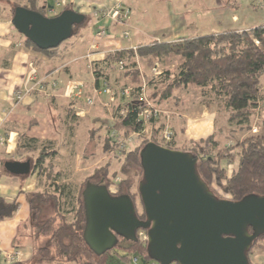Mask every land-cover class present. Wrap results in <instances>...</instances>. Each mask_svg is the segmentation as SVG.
Wrapping results in <instances>:
<instances>
[{
  "label": "trees",
  "instance_id": "trees-1",
  "mask_svg": "<svg viewBox=\"0 0 264 264\" xmlns=\"http://www.w3.org/2000/svg\"><path fill=\"white\" fill-rule=\"evenodd\" d=\"M8 1L9 3L3 6L9 9L11 17H13L16 7H24L44 16L48 8L46 3L43 7L37 6L38 0H26L24 4ZM57 2L59 3L58 7L56 6ZM59 7H63V4L61 0H56L51 10L54 11ZM66 10H71L68 4L62 8L59 14ZM129 14L130 11L126 18ZM83 16V21L79 25L73 26L70 38L78 35L87 23L88 16ZM25 45L37 52H49V50H38L27 39H25ZM171 59L177 61L174 69L169 68L168 62ZM139 61L146 70H150L154 74L150 77L146 74L144 85L140 84ZM163 63L166 65L162 68L160 75L157 69ZM90 68L94 78V87L102 92L101 94H106V90H109L114 97L112 104H115L112 109L114 119L112 124L106 128L103 125L94 127L93 130L89 128L86 134L87 146L92 147L93 143V146L100 147L101 152L108 157L107 165L115 158L117 161L122 160L120 171L121 175L125 177L114 185L112 179L113 176L118 175L116 172L109 176L107 167L105 169L95 168L93 174L82 181L75 196L69 190L71 185L62 183L61 174L56 171L54 160L58 156L60 148L73 143V130L77 127H75L77 117L72 107L73 102L66 106L62 127L59 125L60 128H57L58 131L64 130L62 134H59L58 143L51 140L32 139L25 135L20 136L17 142L18 149L28 152L30 158L26 162H30L32 172H38L39 175L44 176L49 185L44 192L32 194L28 198L32 215L34 214L35 217L34 226L37 235L47 239V245L37 249V264L50 259H59L75 264H110L113 250L96 256L84 242L85 216L82 192L86 184L91 183L105 185L111 195L131 197V188L134 182L130 174L136 170L140 178L142 175L139 155L141 149L149 142L175 149L172 145L174 133L171 129L167 130L166 128L165 131L170 133V138L166 136V133L162 138H159L165 125L162 123L157 126L155 123L160 122L159 116L151 117L152 112L158 110L157 108L167 96L174 97L186 89L198 88L202 92L208 89L207 93L216 98L220 104L218 116L222 118L223 125L226 126L225 130H216L207 138L189 141L180 148L181 151L198 157L197 172L200 178L208 186L215 184L220 187L223 194L231 201H239L248 195H264V137L250 133L257 118L260 117L258 125L264 126V26L249 30H226L218 34L181 38L174 41L156 40L142 43L134 48L109 51L101 60L91 63ZM117 71L121 72L124 82L120 89L110 86L111 76ZM43 85L42 90L44 89ZM128 88L130 90L126 91ZM56 89V83L50 85L51 91ZM44 91L46 90L44 89ZM165 94H167L166 97ZM205 95L207 96V94ZM46 96L51 98L49 93H46ZM89 99L91 100V98ZM144 110L151 113L150 121L147 122L153 128L152 136L141 140V143L130 151L121 149L120 143L126 139L125 136L135 133L141 137L146 126L145 117L141 115ZM102 130L105 131L103 135L100 133ZM226 130L232 135L235 132L238 133L240 138L229 136L230 141L222 145L217 136L224 135L226 138ZM85 151L88 153L87 147ZM91 152L92 148L90 154L88 153L92 158ZM235 158H237V167L233 168L228 175L227 166H230ZM100 170H103V175L97 180L96 173ZM132 200L134 199L132 198ZM50 204L53 205L54 216L44 221H38L44 208ZM15 208L14 204L5 205L0 202V218L10 217ZM68 214H71L69 220ZM56 218L60 219L57 226L54 225ZM249 232L251 233L250 229ZM258 242H263L260 251L263 253L264 262V234L255 240L248 252V257ZM115 249L122 250L129 256L136 255L147 259L146 242L139 238L136 243L120 239ZM121 260L126 262L127 257H121Z\"/></svg>",
  "mask_w": 264,
  "mask_h": 264
},
{
  "label": "crops",
  "instance_id": "crops-1",
  "mask_svg": "<svg viewBox=\"0 0 264 264\" xmlns=\"http://www.w3.org/2000/svg\"><path fill=\"white\" fill-rule=\"evenodd\" d=\"M48 1H37V6L39 7H43L46 3L48 8L45 11V17L50 18L59 14L66 4L69 5L72 11L88 16L87 23L78 35L72 37L74 40L68 45L67 50L75 51V44L79 40L82 32L87 35L85 38H87L90 47H86L84 54L75 52V54L71 55L72 59L66 62L60 59L61 56L58 51L56 53L55 51L48 53L34 51L25 45V38L11 25L10 21L12 17L10 16L9 9L0 4V202L5 205L14 204L16 206L10 217L0 218V253L5 251L19 252L18 260L15 263L6 262L0 255V264H37V249L47 245V239L37 235L34 226L35 217L34 214L32 215V210L28 203L30 195L42 193L48 189L49 185L47 180L44 176L39 175L38 172H32V168L28 175L20 176L9 173L4 167L7 162H26L30 158L26 150L18 149L17 147L20 136L25 135L32 139L51 140L58 143L60 140L59 134L64 132L63 129L59 131L58 129L60 128L59 125L64 122V114H66L65 108L73 102L72 107L77 117V123L75 124V127H77L73 130V143L69 147L65 146L60 148L58 156L54 161L56 162L58 160L57 162H59L61 157L65 158L66 150L68 156L65 160L68 164H71L69 171H80L81 168H77V160L80 157L87 165H91L90 163L92 162L89 159L92 158L89 157V152L92 147L90 145L87 146V135H85L84 140L86 142L83 143L82 147L74 141L76 139L75 131L79 129L81 124H86V134L89 130V126H87L89 124L90 129L92 128V123H98L100 126L102 125L100 122L107 124L106 119L103 121H98V119L92 120L91 106L93 102L102 104L105 100V94H101L102 92L97 90L93 85L94 78L90 70L91 63L96 61V59L101 60L109 51L134 48L139 44L156 40L174 41L181 38H193L188 36L189 34L186 31L184 33L177 32V27L174 29L175 32H168L160 36H154L151 31L146 32L145 29L141 30L138 28H133V33H130V35L126 33L128 39H124L126 38L124 36H116L120 31H128L131 16L129 14L126 19L123 18L124 16H120L123 20L119 18L121 21L118 22L116 17L111 16L115 4L119 2L122 5L121 11H130L134 0H61L63 7H59V10H56V8L54 11L51 9L56 0H51L53 1L51 4ZM151 1L155 5H165V7L167 5L169 8L168 11L170 12L168 16H170V20H173V22L183 19L186 24L189 23L188 21L190 19H188L187 13L184 17H181L179 13L172 12V8L169 6V0ZM194 1L197 5H200L197 6L198 8L193 7ZM214 1L217 11L223 16V19L221 20V17L218 21L224 22L226 20L227 22L226 30H249L258 26H264V8L261 11L262 13H259L258 7L255 8L253 4L257 0H231V6H227L226 10L220 0ZM200 2L201 0H183L182 3H184V7L192 4L191 8H194L195 12H200V7L202 6ZM261 2L264 6V0H261ZM246 7H251L250 11ZM160 14H162L161 11ZM161 21L162 19L159 16L157 24H160ZM122 24L123 26H121ZM122 27H125V29L120 30ZM184 28L186 29L187 27L184 26ZM99 36H103V38H99ZM122 40H129V43L123 45ZM76 63H81L82 68L88 70V78L87 76L85 79L76 78L80 73L77 65H75ZM138 68L141 73L140 84L144 85L146 82V74L151 73L145 69L140 61ZM39 83H42V85L44 83L43 87L46 91L44 89L42 91L38 89L37 85ZM53 83H56L57 89L51 91L50 85ZM18 91L25 93L21 101H17L15 98ZM185 91L183 90L182 92ZM46 93H49L51 98L46 96ZM177 95L175 97H178ZM75 97L79 98L76 99ZM85 97L88 99L91 98L92 104H88L87 99H84ZM170 99L172 98L170 97ZM170 103H172L169 104L170 109L168 107L161 108L162 106L160 105L159 107L165 112V116L170 117L167 122L169 123L171 131L174 133L173 148L180 150V147L189 141L205 139L213 134L215 114H209L205 111L207 109H205L201 110L202 113L198 114L197 117L201 116L196 118L193 113H195L197 108L187 113L186 110L190 106L186 107V110H183L181 107H178L181 103L175 101H171ZM105 106L107 107V103H105ZM178 114L181 115L180 119H177ZM174 115L176 116L174 117ZM109 118L112 121L110 114ZM178 122L183 123V127L179 126L180 128L177 129ZM155 124L159 126L158 122ZM159 124H162L161 121ZM186 132L188 133L187 139H184V133ZM86 147L89 154L85 153ZM55 165L56 171L60 172L62 177V174L67 171L61 169L62 167L58 163H55ZM74 166H76V170ZM87 168L88 166L84 170ZM90 171L88 176L92 174V168H90ZM62 183H64V180H62ZM53 211V205H48L44 208V212L40 215L38 221H44L54 216ZM69 219H71V214H68ZM59 221L60 219L56 218L54 225H59ZM121 257H127V261L124 262L121 260ZM141 259L142 257L140 256H129L126 252L115 249L112 251L109 263L142 264ZM147 263L151 264L149 261ZM38 264L75 263H67L59 259H50Z\"/></svg>",
  "mask_w": 264,
  "mask_h": 264
},
{
  "label": "water",
  "instance_id": "water-1",
  "mask_svg": "<svg viewBox=\"0 0 264 264\" xmlns=\"http://www.w3.org/2000/svg\"><path fill=\"white\" fill-rule=\"evenodd\" d=\"M83 19L72 10L48 18L16 7L10 23L38 50L48 51L68 40ZM139 155L144 219L128 195H111L105 185L91 183L82 192L83 239L96 256L114 250L120 239L136 243L141 230L147 236L142 264H250L248 252L264 234V195L217 198L197 172L198 157L189 152L149 142ZM4 167L13 175L31 171L30 162Z\"/></svg>",
  "mask_w": 264,
  "mask_h": 264
},
{
  "label": "rangeland",
  "instance_id": "rangeland-1",
  "mask_svg": "<svg viewBox=\"0 0 264 264\" xmlns=\"http://www.w3.org/2000/svg\"><path fill=\"white\" fill-rule=\"evenodd\" d=\"M11 1L18 3V4L26 3V0H11ZM169 1H170L169 6H170V8H172L171 9L172 12H175L177 14L179 13L181 17H184L185 14L187 13V17H188V19H190V21H188V22L190 24L189 23L186 24L183 19H180V20H177L174 22H173V20H170V16H168V15H170V12L168 11L169 8L167 7V5H166V7H165V5H158V4L155 5L151 0H134V3L130 9V11H131V13H130L131 22H130L129 29H128V31H122V32L120 31V33L117 34L116 36L122 37V36H124V33H128V35H130V33H133V28H135V29L138 28L141 30L145 29L146 32L151 31L154 36H156V35L160 36V35H164L168 32H171V33L175 32L174 29L177 27V32L184 33L186 31L189 34L188 36H190V37L209 35V34H217L219 32L226 30V25H227L226 20H224V22L218 21V20H220L221 17H222L221 18V20H222L223 16L220 14V12L217 11L216 4H214L215 3L214 0H201L200 3L202 4V6L200 7V10H201L200 12H195L194 8H191L192 4H188V5H186V7H184L183 6L184 3H182L183 0H169ZM230 1L231 0H226V1L220 0V2L223 3L222 6L225 7V10H226L227 6H231ZM0 3L2 5H4V4L6 5L7 3H9V1L7 2V0H0ZM48 3L51 4V3H53V1L49 0ZM253 4H254L255 8L258 7L257 9H258L259 13H262L261 11H263L262 9L264 8V6H263V3L261 2V0H257ZM116 6H122V5L119 2H117L115 4L114 8ZM197 6H200V5H197L194 1L193 7L196 8ZM120 9H121V7H120ZM246 9L248 11H250L251 7H249V8L246 7ZM56 10H59V8H57ZM128 11L127 10L126 11L120 10V11H118V15H116V16L111 15V16L116 17V20H118V22H119V21H121V20H119V18L122 19L120 16H122V17L124 16L123 18H126V16H127L126 14L128 13ZM160 11L162 14H160ZM191 11H192V13H190ZM159 16L161 17L162 21L160 24H157V20H158ZM218 22H221V23H218ZM121 26H123V24ZM184 26L187 28L185 29ZM123 29H125V27L120 28V30H123ZM86 36L87 35L84 32H82L81 36L79 37V40L75 44V47H74L75 51H71L70 49L67 50L68 45H70L74 40V38H72V39H68V40L62 42L56 49L49 50V52L55 51V53H56L58 51L59 55L61 56L60 59L63 60V62L70 61L72 59V57H71L72 54H75V52L78 54H84L86 52V47H88V46L90 47L89 43L87 42V38H85ZM100 37L103 38V36H99V38ZM124 39H128V36ZM122 41H123V45L129 43V40H122ZM97 61H99V60L96 59V61H93L92 64L94 62H97ZM168 63H169L170 69H174V67H176V65H177L176 59H171ZM75 65H77L78 69L80 70V73L76 76V78L77 79H85L86 76L88 78V75H89L88 70L86 68L85 69L82 68L81 63H76ZM162 65H159V67L157 69V71L160 72V75L162 72V68H164V66L166 64L163 63ZM149 73H151V74H148L150 77V75H152L153 72L150 71ZM156 77L158 78V76H156ZM122 79L123 78H121V72L117 71V72L113 73L111 76L110 86H112L114 89H120L124 85V82ZM129 90H130V88H128L126 91H129ZM208 91L209 90L207 89V91L204 90L202 92L198 88L197 89L196 88L186 89L185 92L181 91L182 93L181 92L178 93V95H177L178 97H175V96L171 97V95L167 96V94H168L167 93V94H165V97L166 96L167 97L164 99L163 103L160 106H162L161 108L168 107L170 109L169 104H172L170 102L175 101V102L181 103V105L179 104L180 106H178V107H181L183 110L184 109L186 110L187 109L186 107L190 106L189 109L186 110L187 113L192 112V110L197 108L195 110V113H193V115L196 116V118H199L201 116L200 115L199 117H197L198 114L202 113L201 110L207 109V110H205L206 112H208L209 114H215L216 115V117L214 118L215 126L213 128L214 129L213 133L219 129L225 130L226 126L223 125L222 118L220 116H218L219 115L218 111L220 110L219 109L220 104H218L216 98H214L212 95L207 93ZM146 94H147V90H146ZM146 94H145V98L147 99ZM205 94H207V96ZM109 95H111L110 91H109ZM205 96H206V98H204ZM111 97H112V101L114 102V100H113L114 97L112 95H111ZM170 97L172 99H170ZM104 101H105V103H107V107L105 106ZM104 101L102 102V104L97 103L95 101L96 103L93 102L91 107H92V120L98 119V121H103L106 119L107 124L106 123L104 124V122H100L103 125V127L106 128V127H109V124H112V121L109 118V114L112 116V114H113L112 109H113V105L115 103L112 104L113 103L112 101L109 102V97L106 94H105V100ZM143 101L146 102V100H143ZM98 104H99V107L97 108ZM161 108L160 107L157 108L158 110H156V113L159 116V121H161V123H163L165 126H163L164 129L159 134V138H162L163 134L165 135L166 128H167V130H170L169 123L167 122L170 119V117L165 116V114H164L165 112L162 111ZM175 116L176 115H174V117ZM180 118H181V115L178 114L177 119H180ZM112 120H114L113 117H112ZM145 120H146V124H145L146 126H145L144 133L141 134V137L139 134H135V133H132L129 136H125L126 139L123 141V144H125V145L121 149H123L125 151H127V150L130 151V149H132L133 147L138 146L141 143V140L148 139L149 137L152 136L153 128L150 125V123L147 122V119H145ZM255 121H256V124H254L252 129H255L256 131L254 132L251 129L250 133L252 135H258L260 137H264V126L258 125V123L260 121V117H259V119L257 118ZM178 124L179 125L177 126V129H179L181 126L183 127V123L178 122ZM158 125H160V124L158 123ZM87 126H89L88 128H90V124ZM94 127L95 128L99 127V124L98 123H96V124L92 123V130L95 129ZM85 129H86V124H84V125L81 124L79 129H77L75 131L76 139H74V141H75V143H78L80 147H82L83 143L86 142V140H84L86 137L85 136L86 135ZM225 132H226V136H225L226 138H224V135L217 136V138L219 139V141L222 145H225L230 141L229 136H231L233 138H240V135L236 132L233 133L234 135H232V133H230L227 130ZM100 133L103 135V134H105V131L102 130ZM95 135H97V134H95ZM184 135H185L184 139L185 138L187 139L188 133L186 132V133H184ZM166 136H168L169 138L171 137L169 132L166 133ZM99 143L101 144V141H99ZM66 147H69V146H66ZM180 151H181V149H180ZM65 154H66L65 158H67L68 152L66 150H65ZM65 158L61 157L59 159V162H57L58 160H56L55 163H58L62 167V168L60 167L61 169H64L65 171H67L64 174H62V180H64V183H66V184L69 183L68 186H70V185L72 186V189L70 186L69 190H71V192L73 193L72 195H74V196L79 191L78 187L80 186L82 181L84 179H86L87 176L89 175V173L91 172L90 168H92V174H93L95 168L105 169V167H107V170H108L107 172H108L109 176H110V174H113L114 172H116L118 175L113 176V179L111 178L114 185H116L119 182V180L124 179V177H125V176L121 175V171H120L121 166L123 164L122 160L117 161V159L115 158L112 160V162H110L107 165L108 157L101 152L100 147L97 148V146H93V143H92V159H89V161L92 162V163H90L92 166L89 164L87 165V163L83 159H81V157H80V159L77 160L78 161L77 162L78 163L77 168L78 169L81 168L80 171L71 172V171H69L71 164L70 163L68 164V162L65 160ZM236 164H237V158H235V160H233V162H232V164H230V166H227L228 167L227 174L228 173L230 174L232 169L237 167ZM222 165L225 166L224 163H222ZM86 166H88V168L84 170V168H86ZM74 169L76 170V166H74ZM96 175H97L96 179L98 180L103 175V170H100L99 172H97ZM130 176L133 178V182H134L133 187L131 188V197L134 199L138 215H142L143 213H142V209H141V205H140L139 197H138V192H137V186H138V183L140 182L141 178L138 176V173L136 170L131 172ZM109 180H110V178H109ZM109 182L111 184V181H109ZM208 187H209L210 191L217 198L229 200L227 198V196H225L223 194L220 187H217L215 184L210 185ZM80 189L82 190L83 186ZM72 195H71V197H72ZM139 232H143V231L140 230ZM261 247H263V242H258L253 247V251L248 257L249 262L251 264H264L263 253H262V251H260L262 249Z\"/></svg>",
  "mask_w": 264,
  "mask_h": 264
},
{
  "label": "built area",
  "instance_id": "built-area-1",
  "mask_svg": "<svg viewBox=\"0 0 264 264\" xmlns=\"http://www.w3.org/2000/svg\"><path fill=\"white\" fill-rule=\"evenodd\" d=\"M56 6L58 7L59 6V3L57 2L56 3ZM119 7V8H118ZM120 7L121 6H116L112 12V16H116L118 15V11H120ZM127 15V14H126ZM125 15V16H126ZM102 34H104L102 32ZM125 37H127V34L125 33L124 34ZM38 89L42 91V83H39L38 85ZM25 93L22 92V91H18L15 95V98L17 101H21L24 97ZM106 95H108L109 97V102L112 101V97L111 95H109V90H106ZM87 103L88 104H92V101L90 99H87ZM153 115L151 116V113H149L148 110H144V112L141 113V115L143 117H145V119H147V121H150V118L151 117H154V118H157V113H156V110L152 112ZM151 116V117H150ZM145 130V129H144ZM253 131L255 132L256 130L253 129ZM144 133V131L142 132V134ZM125 144L123 143H120V148H122ZM138 238L139 240L143 241V242H146L147 241V236H146V233L143 231V232H138ZM1 257L8 263H13V262H16L18 260V255H19V252L18 251H5L3 253H0Z\"/></svg>",
  "mask_w": 264,
  "mask_h": 264
},
{
  "label": "flooded vegetation",
  "instance_id": "flooded-vegetation-1",
  "mask_svg": "<svg viewBox=\"0 0 264 264\" xmlns=\"http://www.w3.org/2000/svg\"><path fill=\"white\" fill-rule=\"evenodd\" d=\"M143 213V212H142ZM137 217L139 218V219H144V215L142 214V215H138V213H137Z\"/></svg>",
  "mask_w": 264,
  "mask_h": 264
},
{
  "label": "clouds",
  "instance_id": "clouds-1",
  "mask_svg": "<svg viewBox=\"0 0 264 264\" xmlns=\"http://www.w3.org/2000/svg\"><path fill=\"white\" fill-rule=\"evenodd\" d=\"M139 232V231H138ZM145 232V231H144ZM146 233V232H145Z\"/></svg>",
  "mask_w": 264,
  "mask_h": 264
}]
</instances>
